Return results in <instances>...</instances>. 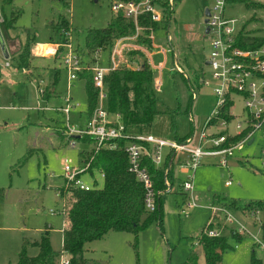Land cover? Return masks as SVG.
<instances>
[{
    "label": "rangeland",
    "instance_id": "rangeland-1",
    "mask_svg": "<svg viewBox=\"0 0 264 264\" xmlns=\"http://www.w3.org/2000/svg\"><path fill=\"white\" fill-rule=\"evenodd\" d=\"M111 2L0 0V12L7 18L12 12H19L8 37L15 43L24 41L27 32L36 36V42H49L50 36L56 41L58 34H54L50 23L56 22L62 14L70 22L73 42L82 44L88 28L103 27L109 22L113 15ZM215 2L175 0L170 25L161 21L153 30V45L150 43L151 48L148 49L152 55L151 62L158 64L164 60L161 70L153 69V87L159 112L150 125L128 128L129 134H151L174 140L175 137L186 136L191 130L193 138L197 139L202 132L215 104L212 88L201 82L209 77L210 71L204 62L210 52L205 32V10H213ZM237 4L236 12L226 14L237 18L240 27L246 24V29H260L258 31L264 35V10L246 9ZM161 48L166 52L163 53ZM31 55L34 54L31 52ZM144 55L135 54L134 58L140 64ZM59 56L61 58V53ZM96 56L100 65L108 64V50ZM40 57H35L36 65L50 62L49 58ZM11 58L15 61L14 68L0 64V75H4L7 69L19 71L14 81L9 82L5 78L0 84V188L4 190L3 195L0 194V264H16L22 248L29 256L36 255L38 248L33 242L46 233L52 249L55 252L63 250L62 230L66 219L60 212L62 200L57 193L62 191L63 185L62 161L67 158L70 165L78 166L81 155L93 147L86 141L70 146L67 139L57 133L64 127L63 114L37 107L39 101L42 107L64 104L66 70L60 69L54 92L45 99L40 97L32 80L39 83L41 79L43 86L48 84L50 68H19L15 54H11ZM155 78H159L158 86L154 85ZM70 92L74 101L80 104L77 110L71 112L70 123H84L87 118L84 114L87 101L84 80H75ZM241 106V99L236 98L230 131H234L235 123L244 118ZM263 144L264 137L259 132L255 133L251 143L246 142L234 149L227 167L216 163V158H203L193 173V200L197 205L190 209L186 208L190 198L182 186L188 172L177 166L171 189L162 194L165 212L163 232L155 223L140 231L137 240L131 232L109 231L102 238L85 243L82 255L103 264H179L186 261L193 250H198L197 264H205L202 251L196 245L203 227L212 222L208 229H215L226 236L232 228H236L235 223H227L221 209H212L211 206H220L219 202L213 201V197L235 198L240 204L264 200V168L259 159ZM29 149H32L31 154ZM163 153H167V148ZM183 158L184 155H181L179 162ZM94 177L98 186L102 187L104 181L99 174L94 173ZM83 178L93 180L87 174H83ZM226 180L232 183L226 185ZM51 209L55 212L51 213ZM232 213L264 242V228L259 227L260 220L264 222V209L254 215L248 210L245 216L239 212ZM252 243L253 239L247 234L241 236L236 247L224 252L219 264H251ZM255 251L264 264V249L256 246Z\"/></svg>",
    "mask_w": 264,
    "mask_h": 264
},
{
    "label": "built area",
    "instance_id": "built-area-1",
    "mask_svg": "<svg viewBox=\"0 0 264 264\" xmlns=\"http://www.w3.org/2000/svg\"><path fill=\"white\" fill-rule=\"evenodd\" d=\"M166 2L170 9H173L175 0H162ZM226 1L216 0L214 9L205 15V32L210 42V52L207 57L208 67L210 68L209 77L202 79L203 85L211 87L215 97L214 107L208 116L204 128L197 139L191 136L185 141L166 140L157 138L151 134L131 135L122 121L121 115L116 112H110L106 107L107 90L104 81V75L109 70H114L120 66L127 68H138L139 62L128 58V53L132 50H139L145 54L146 60L152 69L161 70L164 67V60L160 63L151 62L150 48L137 42L140 36L142 26L138 24V18L141 14H148L150 20L161 22L163 20V11L160 5L152 0L139 1H113L111 2V10L118 12L122 10L125 15L132 18L135 25V32L131 35L121 36L115 39L108 56V64L103 66L99 64L98 56H96L95 64H90L83 60L76 51L72 38V31L68 30L64 33L62 41L45 43L48 46L46 52L38 49L33 45L31 52L34 55H55L58 51L61 53V66L66 70L67 74V90L63 96L64 104L60 106H45L38 102V109L55 110L63 114L64 127L63 132L66 135L67 143L74 146L78 141H82V137H89L94 142L89 157L85 153L81 155V164L72 166L67 158L62 161L63 168V185L62 191L72 187L77 190H92L100 188L94 173H98L99 177L104 181L105 173L102 169L90 171L91 161L94 154L101 148L117 149L119 148L121 139L127 142L123 146V150L128 157V168L135 177L142 183L145 196V206L149 210H153L156 205L157 191L155 190L152 175L150 174L145 159H149L156 167L165 165L166 158L170 155L169 165L172 166L174 172H177V166L188 172V178L183 181L182 186L190 200L186 204V208L190 209L197 204L193 200L194 192V176L193 173L201 164L205 157L216 158V163L223 167H227L230 158L233 156L235 148L241 147L247 141L254 140L255 133L259 132L264 137V43L258 47H244L239 42L238 33L240 26L238 19L229 17L225 12ZM3 16L0 12V23ZM147 36L149 42L153 45V28L149 29ZM149 49V50H148ZM162 49V52L166 51ZM101 51H98V53ZM97 53V54H98ZM149 58H148V56ZM135 65H132V64ZM8 65V62H6ZM181 70L179 67H177ZM89 69L92 71V82L97 90V105L92 114L86 118L84 123L71 124L70 114L77 109L80 104L74 101L70 92L73 82L78 79V72ZM36 84L37 91L43 98L44 82L40 79L39 83L32 80ZM159 78L154 79V85L158 86ZM236 98L242 101L241 111L245 114L242 121L235 123V130H229L230 121L224 117L218 118L212 122L222 109L228 104V114L235 116L233 107ZM248 128L247 135L232 145H223L228 135L239 134L242 130ZM208 130V131H207ZM222 130H229L226 133H220ZM167 148V153L163 150ZM181 155L184 158L179 162ZM261 166L264 168V144L259 153ZM83 174L91 176L93 180L87 181L83 178ZM166 191H169V177H164ZM231 180H226L225 184L230 185ZM60 189V188H58ZM61 192V191H60ZM60 192L57 193L60 195ZM62 205L60 212L65 215L67 212V201L63 196L61 198ZM214 211L221 209L224 212V218L229 224H236V228L232 231L243 236L248 235L253 239L256 246L264 249V242L261 241L241 220L234 216L232 211L223 206H211ZM51 213L55 212L53 209ZM214 217V216H213ZM66 220L64 227L66 226ZM209 222L208 224H211ZM208 235L215 236L221 234L215 229H207ZM57 264H70L68 254L62 250L57 258Z\"/></svg>",
    "mask_w": 264,
    "mask_h": 264
},
{
    "label": "trees",
    "instance_id": "trees-1",
    "mask_svg": "<svg viewBox=\"0 0 264 264\" xmlns=\"http://www.w3.org/2000/svg\"><path fill=\"white\" fill-rule=\"evenodd\" d=\"M10 2V0H6ZM130 1V0H112ZM139 1V0H133ZM161 6L163 11L162 22L168 24L173 18V9L162 0H152ZM227 4L239 3L247 9L264 8V2L254 0H225ZM19 12H12L9 18L3 13V21L0 23L3 36L9 37V30L14 27ZM159 22L150 20L148 14H141L138 18V24L143 27L137 42L151 48L147 38L149 29L157 28ZM54 34H58L56 41H62L64 33L71 30L69 20L64 15H59L56 22L50 23ZM135 32V25L132 18H129L120 10L113 12L109 22L99 28H88L84 34L82 44L78 41L73 42L76 51L81 58L90 64H95L98 51L108 50L114 44L116 38L131 35ZM55 36V35H54ZM35 35L27 32L24 41L19 40L15 48L16 64L19 68L25 69H43L50 68L49 81L45 84L43 98L48 99L54 92L55 86L60 74L61 58L58 51L52 57H49V63H34L35 57L31 55L32 44L35 41ZM239 42L244 47H258L264 43V35L257 34L255 31L246 29V24L241 26L239 33ZM49 42H55V37L50 36ZM143 55L139 50H132L128 53V58L137 61L135 54ZM40 58H46L41 56ZM138 62V61H137ZM78 78L84 80L86 93V108L84 114L88 118L97 105V90L92 82V71L84 69L78 72ZM104 81L107 90L106 107L110 112H116L121 115L125 127L150 125L159 112L157 107V98L153 87V69L149 65L146 57L140 62L138 68H127L120 66L114 70H109L104 75ZM230 104V102L228 103ZM228 104L225 109L212 120L215 122L218 118L224 117L231 121L233 116L228 114ZM62 131V132H61ZM249 129L245 128L239 134L228 135L223 145H232L244 138ZM229 130H222L220 133H226ZM57 133L66 138L63 128ZM191 130L186 136L177 138L179 141H185L192 136ZM67 139V138H66ZM82 141L92 144L94 141L89 137H82ZM126 139H121L119 148L108 149L101 148L93 157L90 165V171L102 169L105 173L103 186L92 190H77L68 188L60 192V198L63 196L67 201L66 226L62 230V249L68 254L70 264H103L97 260L84 257L82 251L85 243L97 240L105 236L109 231H125L134 234L137 240L140 231L155 223L160 231L163 232L165 212L162 204V194L166 191L164 177L168 176L170 186L173 185L176 174L169 165L170 155L167 156L165 165L156 167L149 159H145L146 166L152 175L155 190L158 192L156 205L153 210L145 206V190L142 183L128 168V157L123 150ZM248 142V141H247ZM32 153V149H29ZM93 152L87 151L86 157ZM83 155V154H82ZM3 189L0 188V194L3 195ZM1 199V198H0ZM214 202H219L220 206L232 212H239L245 216V212L250 211L251 215L257 214L259 210L264 209V200H255L240 204L235 198L220 197L215 195ZM260 220V219H259ZM210 224H206L200 235L197 237L196 245L202 251L205 264H219L222 261L226 250L232 249L240 242L241 236L230 230L229 236L219 234L215 236L208 235L206 230ZM259 227L264 228V222L260 220ZM33 244L38 248L34 256H29L25 249L19 253L16 264H57V258L60 252H55L50 244L49 237L43 234L36 239ZM255 243H252L250 261L251 264H263V260L257 256ZM198 250H193L186 261L179 264H197Z\"/></svg>",
    "mask_w": 264,
    "mask_h": 264
},
{
    "label": "crops",
    "instance_id": "crops-1",
    "mask_svg": "<svg viewBox=\"0 0 264 264\" xmlns=\"http://www.w3.org/2000/svg\"><path fill=\"white\" fill-rule=\"evenodd\" d=\"M254 1L264 2V0H254ZM238 6L239 5L237 3L227 4L225 6V12H236L235 10L237 9ZM258 9L264 10V8H258ZM173 15H174V13H173ZM170 23H168L167 25H170ZM0 30H1V28H0ZM10 30H9V32H10ZM254 30L258 34H260L262 32V31H258L260 29H254ZM2 35H3V32H2ZM3 38H4V36H3ZM4 40H5V44H6V48H7L8 57L6 58L4 56V54H3L2 50H1V47H0V64L3 65V66H5V67H10L12 69V68H14L13 64L15 63V61L11 58V54H14L17 43H15V41H10V39L8 37H6V39L4 38ZM37 43H38L37 48L38 49H43L46 52V50L48 49V46L45 43H50V42H37ZM35 56H45V57L49 58V57H52L53 55H35ZM6 62H8V65H6ZM11 69H7V70L5 69L6 70V73L4 75H2V74L0 75V84H1V81L5 80V78L9 82L14 81L13 78L18 74L19 71L16 70V69H14V70H11ZM0 72H2L1 69H0ZM62 100H63V97H62ZM77 109H75V110H77ZM80 112H82V111H80ZM177 138H180V137H175V140Z\"/></svg>",
    "mask_w": 264,
    "mask_h": 264
},
{
    "label": "water",
    "instance_id": "water-1",
    "mask_svg": "<svg viewBox=\"0 0 264 264\" xmlns=\"http://www.w3.org/2000/svg\"><path fill=\"white\" fill-rule=\"evenodd\" d=\"M209 12L208 9L205 10V15H207ZM206 21V18L204 19V22ZM0 47H1V50L4 54V56L7 58L8 57V53H7V48H6V44H5V40L3 38V35H2V32L0 30ZM206 64H208V61L206 62ZM248 143H251V140L248 141Z\"/></svg>",
    "mask_w": 264,
    "mask_h": 264
},
{
    "label": "flooded vegetation",
    "instance_id": "flooded-vegetation-1",
    "mask_svg": "<svg viewBox=\"0 0 264 264\" xmlns=\"http://www.w3.org/2000/svg\"><path fill=\"white\" fill-rule=\"evenodd\" d=\"M204 62H205V64H206V62H207V59H206Z\"/></svg>",
    "mask_w": 264,
    "mask_h": 264
},
{
    "label": "bare ground",
    "instance_id": "bare-ground-1",
    "mask_svg": "<svg viewBox=\"0 0 264 264\" xmlns=\"http://www.w3.org/2000/svg\"><path fill=\"white\" fill-rule=\"evenodd\" d=\"M36 48H37V46H36ZM37 50H38V48H37Z\"/></svg>",
    "mask_w": 264,
    "mask_h": 264
}]
</instances>
